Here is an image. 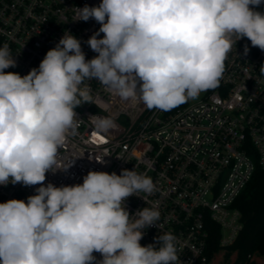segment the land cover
I'll list each match as a JSON object with an SVG mask.
<instances>
[{"label": "clouds", "instance_id": "1", "mask_svg": "<svg viewBox=\"0 0 264 264\" xmlns=\"http://www.w3.org/2000/svg\"><path fill=\"white\" fill-rule=\"evenodd\" d=\"M264 0H102L78 9L77 19L101 26L87 44L65 31L27 75L8 44L0 47V185H40L27 202L0 203V264H183L176 237L141 246L144 230L160 212L144 207L130 215L125 201L152 194L150 176L89 171L82 184L44 186L57 167L58 150L77 127L75 109L91 103L96 80L124 101L170 110L217 87L227 54L247 38L264 51ZM103 33L102 38L100 34ZM249 49L244 48L247 55ZM264 72V66L261 67ZM98 131L115 128L113 117L96 116ZM103 162L102 160H99ZM142 198V197H141ZM94 252L101 254L97 261Z\"/></svg>", "mask_w": 264, "mask_h": 264}, {"label": "built area", "instance_id": "2", "mask_svg": "<svg viewBox=\"0 0 264 264\" xmlns=\"http://www.w3.org/2000/svg\"><path fill=\"white\" fill-rule=\"evenodd\" d=\"M101 2L0 0V47L8 44L17 62L4 71L24 76L38 69L65 31L80 40L87 60L94 58L97 53L87 40L101 25L92 18L76 19L78 9ZM224 63L217 87L167 111L121 100L98 81H85L93 100L75 109L77 127L57 155L56 166L69 167L46 173L44 186L82 184L89 171L120 175L127 169L150 176L154 192L125 201L130 215L144 207L160 212L158 226L144 230L141 246L159 248L155 238L172 233L183 264H205L213 226L220 230V247L236 241L242 222L235 201L255 171L264 168V51L245 37L233 45ZM96 116L113 117L116 127L98 131ZM39 186L0 185V203L27 202ZM93 255L102 259L98 252Z\"/></svg>", "mask_w": 264, "mask_h": 264}, {"label": "trees", "instance_id": "3", "mask_svg": "<svg viewBox=\"0 0 264 264\" xmlns=\"http://www.w3.org/2000/svg\"><path fill=\"white\" fill-rule=\"evenodd\" d=\"M256 10L264 11V4ZM235 207L241 213L242 230L231 246L220 247V230L213 226L205 264H264V168L255 171Z\"/></svg>", "mask_w": 264, "mask_h": 264}, {"label": "rangeland", "instance_id": "4", "mask_svg": "<svg viewBox=\"0 0 264 264\" xmlns=\"http://www.w3.org/2000/svg\"><path fill=\"white\" fill-rule=\"evenodd\" d=\"M218 262H220V261H218ZM218 262H217V263H218Z\"/></svg>", "mask_w": 264, "mask_h": 264}]
</instances>
